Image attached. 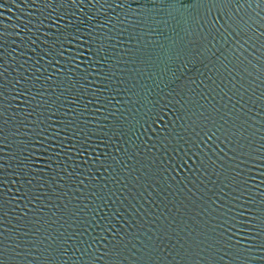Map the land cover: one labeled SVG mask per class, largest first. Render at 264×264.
Wrapping results in <instances>:
<instances>
[{"label":"water","instance_id":"obj_1","mask_svg":"<svg viewBox=\"0 0 264 264\" xmlns=\"http://www.w3.org/2000/svg\"><path fill=\"white\" fill-rule=\"evenodd\" d=\"M0 264H264V0H0Z\"/></svg>","mask_w":264,"mask_h":264}]
</instances>
